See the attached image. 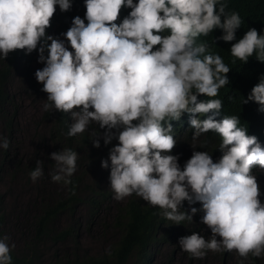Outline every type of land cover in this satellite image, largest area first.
I'll return each mask as SVG.
<instances>
[{"label": "clouds", "instance_id": "obj_1", "mask_svg": "<svg viewBox=\"0 0 264 264\" xmlns=\"http://www.w3.org/2000/svg\"><path fill=\"white\" fill-rule=\"evenodd\" d=\"M56 6L68 11L71 0H0V57L36 50L43 110L72 118L69 137L95 124L104 131L90 133L94 147L101 136L105 145L117 141L101 159L102 168L110 161L114 198L135 194L176 223L191 222L197 211H180L184 201L200 202L212 235L180 237L184 255L264 257V76L249 90L254 79L220 52V43L235 40L232 57L246 63L255 53L264 62V35L249 28L237 40L242 19L226 0H84V17L74 16L62 33L66 45L46 35ZM186 134L207 142L181 168L167 153ZM8 147L0 137V150ZM50 157L51 180L71 183L78 153L65 148ZM42 165L37 160L29 173L33 182ZM7 241L0 236V264L12 262Z\"/></svg>", "mask_w": 264, "mask_h": 264}, {"label": "trees", "instance_id": "obj_2", "mask_svg": "<svg viewBox=\"0 0 264 264\" xmlns=\"http://www.w3.org/2000/svg\"><path fill=\"white\" fill-rule=\"evenodd\" d=\"M228 11L239 13L242 24L236 30L238 40L249 28H255L261 35H264V0H226ZM71 8L62 12L56 6V11L50 23L51 27L46 29V35L53 38L65 40L62 33L70 27L72 18L76 15L84 17V0H71ZM87 23V21H85ZM232 42L220 43V52L227 53L230 57L231 66L238 64L242 75L250 81L254 79L253 85L246 86L249 90L259 82L264 76V62L256 59L255 53L246 63L231 56L230 46ZM50 43V41H45ZM67 45V41L65 40ZM71 50V49H70ZM45 57L48 52L45 49ZM34 56L38 58V52L33 50L26 53L24 50H15L9 53L4 59L0 57V121L6 130L12 127L11 117L7 114L10 105L6 84L13 72L18 73L19 77L27 81V87L37 88L42 92V84L34 78V72L44 67L43 62H38L39 68L31 69V64H36ZM235 60V64H233ZM249 82V81H248ZM246 82L245 84H247ZM42 119L47 124V140L53 145L55 152L65 148H70L78 153L76 161V171L70 177L71 183L65 185L62 181L61 193H51L46 200H39L37 210L33 214L30 224L20 246H10L11 264H170L176 248V236L191 235L193 232L200 233L204 224L201 221L203 211L200 202L189 203L184 201L179 210L192 214L190 209L195 207L196 213L192 214V221L187 220L176 223L167 219L158 206H151L142 198L135 194L129 196L125 202L115 207L112 219L108 222L111 232V239L108 246L98 255L90 254L87 248L80 245L76 238V221L73 217L75 208L82 207L87 217L95 216L105 208L108 196L113 193L111 187L106 188L101 185V177L93 175L91 179L85 180L87 169L109 170L101 167V159H107L109 149L117 143L113 139L108 145L104 144L101 137L100 147H94L90 133L99 129L98 125L92 124L89 129L82 134L69 137L67 132L71 125L72 118L67 119L64 112L53 109L51 112H42ZM181 141L176 142L171 155L178 157L181 168L190 158L193 150L202 151L201 144L205 146L207 138L200 135L193 139V134L183 135ZM178 147V152H177ZM10 145L6 150H0V173L3 165L9 162L13 156L10 155ZM18 168V167H17ZM25 169V167L23 168ZM30 168L27 172H31ZM254 176L257 173L253 174ZM260 188L261 202L264 203L262 195L263 188ZM3 201L4 196L0 194V236L2 235L3 224ZM60 216H66L68 222L62 226L56 224ZM169 244L162 260L156 262L155 255L161 250L159 247ZM224 257V253L221 252ZM188 258L191 255L186 252ZM185 255V256H186ZM187 258V260H189ZM197 263L199 262L196 261ZM195 263L193 262H188ZM233 264H264V257L257 258L249 254L247 259H243L238 254Z\"/></svg>", "mask_w": 264, "mask_h": 264}, {"label": "rangeland", "instance_id": "obj_3", "mask_svg": "<svg viewBox=\"0 0 264 264\" xmlns=\"http://www.w3.org/2000/svg\"><path fill=\"white\" fill-rule=\"evenodd\" d=\"M34 62L31 69L39 68L38 58L34 56ZM35 78V72H34ZM27 81L19 77L18 73L13 72L6 90L8 92V101L10 105L7 114L11 117L12 128L8 131L3 127L0 121V137L8 140L10 145V155L13 156L9 162L3 165L0 173V194H3V224L2 235L8 237L9 246H20L25 236L27 228L32 221L33 214L37 210L39 200H46L51 193H61L63 191L61 183L51 180V173L54 170L55 162L51 160L50 153L54 152L53 145L47 140V124L42 119L43 104L46 102L47 94L39 92L37 88L27 87ZM37 160L43 161L44 174L33 182L29 178L30 168L37 166ZM18 167V168H17ZM25 167V169H23ZM85 180L91 179L93 175L101 177V185L110 188V169L94 170L87 169ZM264 175V173H263ZM260 179H264V176ZM114 192L108 196L105 208L98 215L87 217L82 207L75 208L73 217L76 221V238L80 245L87 248L90 254L98 255L108 246L111 239V232L108 222L112 219L115 207L121 205L127 200H116ZM68 222L66 216H60L56 220L58 226ZM205 239H210L211 231L204 224L203 230L199 233ZM176 236V248L170 264H188L196 262L197 264H233L236 257L231 251H224V257L221 252H212L208 250L203 259H196L191 256L187 260L185 251L179 245V238ZM217 239L219 237L217 236ZM168 245H161V250H166ZM162 257L158 255L156 261H161Z\"/></svg>", "mask_w": 264, "mask_h": 264}]
</instances>
